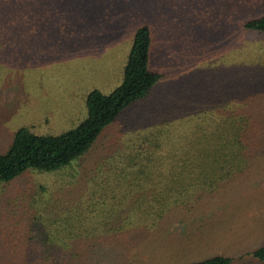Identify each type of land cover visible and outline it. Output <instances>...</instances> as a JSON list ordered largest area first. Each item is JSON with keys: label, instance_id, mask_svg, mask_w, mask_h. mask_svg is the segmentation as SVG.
Wrapping results in <instances>:
<instances>
[{"label": "rangeland", "instance_id": "1", "mask_svg": "<svg viewBox=\"0 0 264 264\" xmlns=\"http://www.w3.org/2000/svg\"><path fill=\"white\" fill-rule=\"evenodd\" d=\"M2 2L13 16L32 18L35 29L30 48L0 56V151L20 126L58 134L82 120L88 90L108 93L119 82L131 35L142 23L152 31L149 67L163 75L107 128L97 149L129 130L152 129L156 108L169 106L181 120L213 116L218 102L216 108L227 104L221 99L239 65L241 85L252 92L246 108L264 116V43L240 28L242 20L264 14V0ZM81 180L72 170L27 171L0 183V264H185L212 255L229 256L228 264H264L251 255L264 245L262 147L247 176L213 200L154 228L123 232L125 226L120 242L91 236L113 202H86L77 189Z\"/></svg>", "mask_w": 264, "mask_h": 264}, {"label": "trees", "instance_id": "2", "mask_svg": "<svg viewBox=\"0 0 264 264\" xmlns=\"http://www.w3.org/2000/svg\"><path fill=\"white\" fill-rule=\"evenodd\" d=\"M3 6L0 3V50L8 47L0 56L6 58L17 47L24 51L19 45H33L35 22L13 16ZM240 28L264 43V14L242 20ZM129 42L119 82L108 93L88 90L85 115L74 127L58 134H37L20 126L7 148L0 151V183L27 171L78 172L82 182L77 189L86 202H113L105 205L113 212L99 216L98 232L87 222L86 233L119 242V235L129 229L154 228L157 223L189 216L195 207L247 176L253 156L264 148V116L246 108L245 100L252 92L241 85L239 65L221 99L227 104L216 108L218 102L213 116L202 114L194 120L192 114L181 120L169 106L162 112L156 108L152 129L129 130L125 139L114 138L97 149L107 128L124 110L145 99L163 75L149 67L152 31L147 24H139ZM229 98L238 104L228 102ZM251 255L264 262V245ZM230 260L229 256L212 255L185 264H228Z\"/></svg>", "mask_w": 264, "mask_h": 264}]
</instances>
